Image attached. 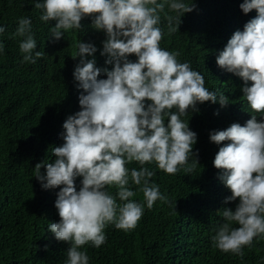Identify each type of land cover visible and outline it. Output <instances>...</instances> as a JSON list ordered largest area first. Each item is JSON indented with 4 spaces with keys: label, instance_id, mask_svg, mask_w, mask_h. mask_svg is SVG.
<instances>
[{
    "label": "clouds",
    "instance_id": "1",
    "mask_svg": "<svg viewBox=\"0 0 264 264\" xmlns=\"http://www.w3.org/2000/svg\"><path fill=\"white\" fill-rule=\"evenodd\" d=\"M166 6L177 15H168ZM35 8L42 10V21L56 22L50 31L57 41L63 36L61 30L81 29L82 20L91 18L92 27L107 34L101 55L108 57L107 64L114 65L112 70L103 69L106 79H98L102 70L95 59H86L94 56L96 47L79 42L74 59H81L74 77L82 90L81 111L65 120L64 143L53 148L54 162L35 166L43 189H60L55 202L60 221L49 224V230L58 241L70 244L66 264H89L87 252L80 249L89 242L97 248L103 245L106 225L129 230L144 214L145 205L130 199L136 193L129 187V177L141 186L148 209L158 200L171 204L158 185L150 184L155 173L144 165L154 162L160 170L175 175L188 165L191 154L195 159L187 171H195L199 165L198 153L193 155L197 134L181 117L190 109L198 111L197 104L211 102L226 107L228 97L209 91L200 72L178 61V52L160 47L161 13L170 32H175L182 16L194 11L195 3L38 0ZM241 9L245 14L256 10L258 15L243 31L233 34L216 62L243 79L244 98L254 112L264 114V0H244ZM18 24L15 35L24 37L19 45L24 62L35 63L44 52L36 51L32 21L22 17ZM4 31L0 27V33ZM132 55L138 58L136 62L129 59ZM210 140L218 145L229 141L220 147L214 166L224 171L221 179L232 193L225 203L239 200L235 211L222 210L225 223L218 228L214 245L243 258L244 246L250 248L255 238H264V119L252 115L244 126L234 123L211 133ZM133 161L141 166L139 170L126 167ZM45 166L46 175H41ZM81 177L82 186L77 191L76 180ZM113 185L117 187L115 196L105 190Z\"/></svg>",
    "mask_w": 264,
    "mask_h": 264
},
{
    "label": "trees",
    "instance_id": "2",
    "mask_svg": "<svg viewBox=\"0 0 264 264\" xmlns=\"http://www.w3.org/2000/svg\"><path fill=\"white\" fill-rule=\"evenodd\" d=\"M36 2L0 0V27L5 29L0 33V264H66L70 244L58 241L49 230V224L60 221L55 207L60 189H43L36 179L35 166L54 162L53 148L64 143L65 120L81 111L82 90L74 77L81 59H74L79 42L96 47L94 56L86 59L96 60L102 70L98 79L107 78L103 69L114 67L106 63L107 56L101 55L107 34L94 29L91 18L82 20L81 29L61 30L63 36L57 41L50 31L56 22L42 21V10L35 8ZM182 2L195 3L194 11L182 16L175 32H170L161 13L160 47L178 52V61L200 72L205 87L218 97H228V105L197 104L198 111L190 109L181 117L197 134L193 155L198 153L199 165L195 171H187L195 159L191 154L188 165L175 175L160 170L154 162L144 165L155 173L150 184L158 185L161 194L172 201L165 204L158 200L152 209L146 206L141 186L129 177V187L136 193L130 199L145 205L144 214L129 230L106 225L103 245L97 248L89 242L80 249L87 252L89 264H264V238H255L250 248L244 246L243 258L214 245L213 238L225 223L222 210L235 211L239 200L225 203L232 193L221 179L224 171L214 166L220 147L229 141L218 145L210 140L211 133L226 130L234 123L244 126L252 115L264 119V114L254 112L244 98L243 79L221 69L216 62L233 34L243 31L258 13L253 10L245 14L241 9L244 0ZM165 12L177 15L167 6ZM22 17L31 19L36 51L44 52L35 63L24 62L25 54L19 47L24 37L15 35ZM129 59L138 60L135 55ZM167 120L165 117V123ZM126 167L139 170L141 166L133 161ZM41 175H46V166L41 168ZM81 181L82 177L76 180L77 191ZM105 190L113 196L117 193L114 185ZM117 204H122L118 197Z\"/></svg>",
    "mask_w": 264,
    "mask_h": 264
}]
</instances>
